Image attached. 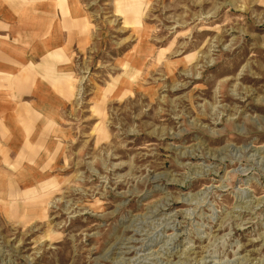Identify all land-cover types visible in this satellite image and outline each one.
<instances>
[{
    "label": "rangeland",
    "instance_id": "374dc122",
    "mask_svg": "<svg viewBox=\"0 0 264 264\" xmlns=\"http://www.w3.org/2000/svg\"><path fill=\"white\" fill-rule=\"evenodd\" d=\"M74 1L69 58L35 55L70 72L0 81L56 113L17 183L45 208L0 179V264H264V0Z\"/></svg>",
    "mask_w": 264,
    "mask_h": 264
},
{
    "label": "crops",
    "instance_id": "0c3cea01",
    "mask_svg": "<svg viewBox=\"0 0 264 264\" xmlns=\"http://www.w3.org/2000/svg\"><path fill=\"white\" fill-rule=\"evenodd\" d=\"M48 1L47 4L45 0H0V62L5 64L0 65V81H11L17 86H27L30 83L34 85L45 82L47 78L54 79L60 75L65 77L70 72L64 73L66 71L62 69L69 66L63 64L56 70L45 69L46 65L37 61L35 57L37 54L40 55L43 49L52 58L68 59L69 53L67 51L65 54L67 47L63 42L61 28L71 26L73 16L82 17L74 0ZM12 53L19 60L8 56ZM8 64L22 70L12 71L7 67ZM26 67L29 69L24 70ZM35 103L0 111V179L9 181L10 178L7 176L9 174L16 178V185L10 182V187L2 190L3 197L8 203L11 202V207L17 206L16 199H20V195L23 197L31 195L29 198L34 196V204L41 207L39 203L41 193L39 195L29 191L26 193L17 187L19 180L34 179L35 170L38 176L42 139H46L44 138L46 135L43 136L42 133L51 130L47 128L51 116L54 124L56 121V113L41 112ZM25 165L30 169L27 173L22 172ZM44 179L32 188L45 187L47 184ZM43 197L45 202L47 198L45 193Z\"/></svg>",
    "mask_w": 264,
    "mask_h": 264
},
{
    "label": "bare ground",
    "instance_id": "6f19581e",
    "mask_svg": "<svg viewBox=\"0 0 264 264\" xmlns=\"http://www.w3.org/2000/svg\"><path fill=\"white\" fill-rule=\"evenodd\" d=\"M141 2H142V0H131L127 5H129L130 9H135V6H137L136 4H140ZM44 193H41V198L39 197V203L43 206V207L41 206L42 208H45V205H46V204H44V199H45L43 197Z\"/></svg>",
    "mask_w": 264,
    "mask_h": 264
}]
</instances>
